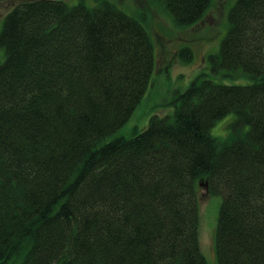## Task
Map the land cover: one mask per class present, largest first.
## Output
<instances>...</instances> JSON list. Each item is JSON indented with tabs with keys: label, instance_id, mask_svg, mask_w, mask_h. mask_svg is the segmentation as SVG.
Returning a JSON list of instances; mask_svg holds the SVG:
<instances>
[{
	"label": "trees",
	"instance_id": "1",
	"mask_svg": "<svg viewBox=\"0 0 264 264\" xmlns=\"http://www.w3.org/2000/svg\"><path fill=\"white\" fill-rule=\"evenodd\" d=\"M5 1V0H0ZM24 0L0 31V264H208L200 184L222 198L218 264H264V0H236L219 83L200 74L133 136L154 41L112 0ZM180 27L213 0H157ZM177 58L189 62L192 48ZM233 115L225 137L212 128Z\"/></svg>",
	"mask_w": 264,
	"mask_h": 264
},
{
	"label": "rangeland",
	"instance_id": "2",
	"mask_svg": "<svg viewBox=\"0 0 264 264\" xmlns=\"http://www.w3.org/2000/svg\"><path fill=\"white\" fill-rule=\"evenodd\" d=\"M24 0L0 1V31L5 16L13 6ZM76 4L79 0H62ZM131 16L139 17L150 33L156 47L157 68L152 81L141 102L135 108L128 121L107 138H129L146 129L153 115L173 114L174 96L187 89L188 85L200 74L219 83L246 84L248 79L231 76L229 73L215 75L212 73L209 55L217 53L228 29V14L236 0H213L205 17L190 27L178 26L172 16L164 10L157 0H112ZM93 5L92 0H88ZM184 46L192 48L194 58L182 62L177 52ZM4 58L0 48V59ZM233 115L226 116L217 122L211 133L215 137H225ZM199 197V239L202 251L208 264H218L215 235L222 197L208 193L205 183L200 184Z\"/></svg>",
	"mask_w": 264,
	"mask_h": 264
},
{
	"label": "water",
	"instance_id": "3",
	"mask_svg": "<svg viewBox=\"0 0 264 264\" xmlns=\"http://www.w3.org/2000/svg\"><path fill=\"white\" fill-rule=\"evenodd\" d=\"M206 188H207V184H205Z\"/></svg>",
	"mask_w": 264,
	"mask_h": 264
}]
</instances>
